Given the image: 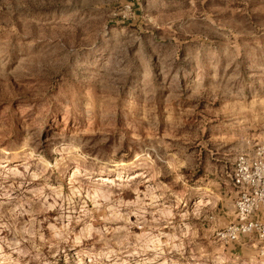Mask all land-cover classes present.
Returning a JSON list of instances; mask_svg holds the SVG:
<instances>
[{
	"label": "rangeland",
	"instance_id": "obj_1",
	"mask_svg": "<svg viewBox=\"0 0 264 264\" xmlns=\"http://www.w3.org/2000/svg\"><path fill=\"white\" fill-rule=\"evenodd\" d=\"M263 132L264 0H0V264H264Z\"/></svg>",
	"mask_w": 264,
	"mask_h": 264
},
{
	"label": "built area",
	"instance_id": "obj_2",
	"mask_svg": "<svg viewBox=\"0 0 264 264\" xmlns=\"http://www.w3.org/2000/svg\"><path fill=\"white\" fill-rule=\"evenodd\" d=\"M230 181L237 193L234 219L217 231V239L228 244L254 235L264 257V132L256 146L237 153Z\"/></svg>",
	"mask_w": 264,
	"mask_h": 264
},
{
	"label": "bare ground",
	"instance_id": "obj_3",
	"mask_svg": "<svg viewBox=\"0 0 264 264\" xmlns=\"http://www.w3.org/2000/svg\"><path fill=\"white\" fill-rule=\"evenodd\" d=\"M76 170H77V169H76ZM76 170H75V171H76ZM201 201H202V200H201Z\"/></svg>",
	"mask_w": 264,
	"mask_h": 264
}]
</instances>
